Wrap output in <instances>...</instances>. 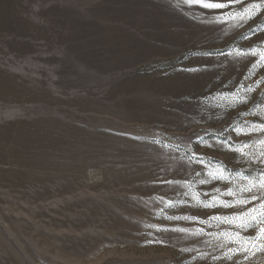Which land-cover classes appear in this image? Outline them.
<instances>
[{
  "label": "rangeland",
  "instance_id": "374dc122",
  "mask_svg": "<svg viewBox=\"0 0 264 264\" xmlns=\"http://www.w3.org/2000/svg\"><path fill=\"white\" fill-rule=\"evenodd\" d=\"M175 2L0 0V264H264L219 247L223 237L192 235L229 229L199 221L238 209L197 206L159 182L213 195L231 186L199 184L206 168L188 163L193 152L226 163L236 184L259 167L219 141L250 139L233 129L264 111V62L253 67L264 11L232 27ZM236 48L257 55H217ZM236 92L249 103L218 101Z\"/></svg>",
  "mask_w": 264,
  "mask_h": 264
},
{
  "label": "snow or ice",
  "instance_id": "6c2138e0",
  "mask_svg": "<svg viewBox=\"0 0 264 264\" xmlns=\"http://www.w3.org/2000/svg\"><path fill=\"white\" fill-rule=\"evenodd\" d=\"M239 3L242 11H234L232 6ZM171 4V0H170ZM176 8L186 7L187 11L196 18V12L200 9L206 10L200 12L198 19L206 20L209 23L231 25L232 27H239L248 20L255 18L261 11H264V0H256V2L247 3L246 0H176L174 5ZM204 55L211 56L213 53L205 52ZM217 55H224L226 58H233L236 61L242 62L249 56H256V48H236L228 53H217ZM259 60H257L253 67L264 62V52H260ZM187 71H199V69H187ZM255 74V73H253ZM260 81H257L259 85ZM253 91V89H247ZM218 101L223 102L228 107H236L241 104L249 103L246 96L240 92L229 93L227 95L221 94ZM244 115L259 117V119L246 120L243 124L233 129L237 136H247L250 139L233 143L231 139L221 140L219 143L223 144L229 151L238 153L245 161L252 165H259L258 168L245 170L241 174L243 183H235V175L229 171L228 166L223 161H218L215 165L207 163L203 157L198 156L195 152L189 157L188 163H197L205 165L206 171L202 174L196 172V176L204 175L205 178L198 181L199 184H210L213 181H221L230 184L226 190H221L217 187L213 191L215 195L210 193L201 194L195 190V185L191 182L184 181L183 183L175 180H160V183L167 185L179 184L180 187L187 189L184 192L185 196H191L195 201V205L204 208H234L238 211L226 216H211L208 220L199 221L200 223L212 226V221L219 224L230 225L231 227L222 230L220 233H205L204 229H198L192 235H211L217 240L223 237V243L219 247H225L228 244H235V248H229L228 251L233 255L243 254L244 259L248 260L255 257L258 253L264 254V111H253L249 109ZM258 134L253 136V134ZM156 144H161L160 140L152 141ZM211 147V145H208ZM162 147H169L162 145ZM179 146H177L178 148ZM201 195L210 196V199H201ZM222 197H232L231 200L222 199ZM162 199L165 207H175L176 202L165 201ZM182 203H185L182 201ZM170 220H192L197 221V216H183L167 217ZM156 231H168L169 229H162L159 226L152 225ZM171 231L187 232V229H170ZM254 233V234H253ZM162 242V241H157ZM189 251V249H183ZM203 254H201L202 258ZM227 259H232V256L226 254Z\"/></svg>",
  "mask_w": 264,
  "mask_h": 264
}]
</instances>
